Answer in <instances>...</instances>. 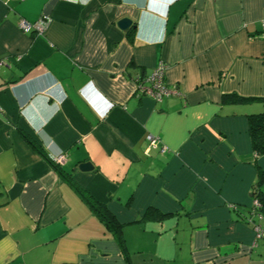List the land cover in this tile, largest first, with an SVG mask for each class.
<instances>
[{"label": "crops", "instance_id": "crops-1", "mask_svg": "<svg viewBox=\"0 0 264 264\" xmlns=\"http://www.w3.org/2000/svg\"><path fill=\"white\" fill-rule=\"evenodd\" d=\"M262 21L264 0H0V264H264ZM158 65L160 101L135 83Z\"/></svg>", "mask_w": 264, "mask_h": 264}, {"label": "trees", "instance_id": "trees-1", "mask_svg": "<svg viewBox=\"0 0 264 264\" xmlns=\"http://www.w3.org/2000/svg\"><path fill=\"white\" fill-rule=\"evenodd\" d=\"M223 99L241 100L242 98H236L235 95H226L223 97ZM247 121L249 136L251 139V145L254 155L264 154V112L248 114ZM27 141L47 159V161L52 165V167L59 175L63 176L66 181H68L72 185V187L80 194V196H82V198L88 203V205L96 213V215H98L102 219V221L114 231V234L116 235L120 244L123 246L121 224L118 222L115 216L108 210V208L105 205L95 201L90 195H88V193H86L78 185H76L72 181L70 174L67 173L60 166V164L55 163L46 154H44L42 150H40V148L33 141H30L29 138H27ZM262 182H264V170H258V184H261ZM252 195L258 198L259 202L261 203L259 212L264 213V195H261L259 193L257 186L253 188ZM154 214V217L156 218L164 217L163 213H160L153 209H148L145 212L144 217H151Z\"/></svg>", "mask_w": 264, "mask_h": 264}, {"label": "built area", "instance_id": "built-area-1", "mask_svg": "<svg viewBox=\"0 0 264 264\" xmlns=\"http://www.w3.org/2000/svg\"><path fill=\"white\" fill-rule=\"evenodd\" d=\"M47 24L48 19L46 17H43L35 23H29L22 19L19 22V27L24 32L35 30L37 33L41 34L46 29ZM262 35H264V21H262ZM164 71L165 67L163 65H158L148 76L141 77L138 75L135 79L138 91L143 95L153 98L156 101H160L162 98L168 97L170 95H177L178 92L176 90L168 87L164 79ZM147 139L149 141L150 147L156 146V137L148 135ZM161 151H164V148H161ZM51 159L55 163L61 164L64 161L65 156L63 154H59L51 157ZM260 206L261 203L259 200L254 198L252 201L251 210L252 213L257 217H262V215H264L259 212ZM256 234L257 236L264 235V233L260 232L258 229L256 230Z\"/></svg>", "mask_w": 264, "mask_h": 264}, {"label": "water", "instance_id": "water-1", "mask_svg": "<svg viewBox=\"0 0 264 264\" xmlns=\"http://www.w3.org/2000/svg\"><path fill=\"white\" fill-rule=\"evenodd\" d=\"M117 25L123 31H127L130 28V26L132 25V21H131V19H129L127 17H123L117 22ZM77 168L82 170V171H89L93 168V166H92L91 162L85 161V162L79 163L77 165Z\"/></svg>", "mask_w": 264, "mask_h": 264}]
</instances>
